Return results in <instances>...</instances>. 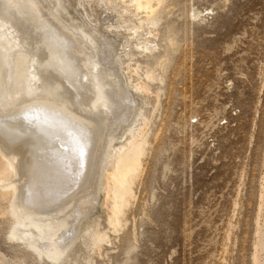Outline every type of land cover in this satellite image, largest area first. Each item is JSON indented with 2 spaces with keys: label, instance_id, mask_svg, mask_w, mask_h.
<instances>
[{
  "label": "rangeland",
  "instance_id": "obj_1",
  "mask_svg": "<svg viewBox=\"0 0 264 264\" xmlns=\"http://www.w3.org/2000/svg\"><path fill=\"white\" fill-rule=\"evenodd\" d=\"M60 1L113 41L135 93L113 148L144 128V153L114 225L109 151L96 193L59 220L71 237L56 260L25 235L35 224L12 201L18 176L0 175V264H254L256 252L263 262L264 0Z\"/></svg>",
  "mask_w": 264,
  "mask_h": 264
},
{
  "label": "bare ground",
  "instance_id": "obj_2",
  "mask_svg": "<svg viewBox=\"0 0 264 264\" xmlns=\"http://www.w3.org/2000/svg\"><path fill=\"white\" fill-rule=\"evenodd\" d=\"M74 19L60 0H0V147L9 156L0 160V175L18 176L12 201L20 220L35 224L25 235L53 260L71 237L59 234V220L75 199L96 193L112 149L111 223L120 221L146 144L140 128L113 148L132 116V93L113 41ZM8 189L4 195L15 190ZM256 253L254 264H264Z\"/></svg>",
  "mask_w": 264,
  "mask_h": 264
},
{
  "label": "water",
  "instance_id": "obj_3",
  "mask_svg": "<svg viewBox=\"0 0 264 264\" xmlns=\"http://www.w3.org/2000/svg\"><path fill=\"white\" fill-rule=\"evenodd\" d=\"M131 93H132V95L135 97V93H134V92H131ZM123 125H124V124H122V125L118 128V131H119V132L123 129ZM107 167H108V166H107ZM104 172H105V171H104ZM101 190H102V189H100V190L98 191V192H99V193H98V196H99ZM97 199H98V198H97ZM96 202H97V200H96ZM92 210H93V209H92ZM92 210L87 211L88 213H86V215L89 214ZM75 216H77V215H75ZM25 245H26V243H25ZM26 247H29V246L26 245Z\"/></svg>",
  "mask_w": 264,
  "mask_h": 264
}]
</instances>
